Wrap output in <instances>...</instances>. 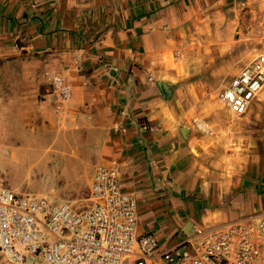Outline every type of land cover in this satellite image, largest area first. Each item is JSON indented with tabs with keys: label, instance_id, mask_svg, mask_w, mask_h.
Listing matches in <instances>:
<instances>
[{
	"label": "crops",
	"instance_id": "obj_1",
	"mask_svg": "<svg viewBox=\"0 0 264 264\" xmlns=\"http://www.w3.org/2000/svg\"><path fill=\"white\" fill-rule=\"evenodd\" d=\"M191 1L10 0L9 6L0 5L2 43H10V54L18 50L33 56L40 67L10 74L12 80L20 76L21 83L10 82L14 95L0 111L4 117L10 114V135H0V152L25 158L67 148L63 138L52 143L42 140L43 135L20 133L27 129L31 108L11 99L15 91L39 92L42 70L58 62L73 85L71 109L84 103L90 110V118L74 123L78 128L73 135L85 131L86 139L72 141V148L93 151V136H105L98 161L121 168L125 190L138 200L139 233L155 235L162 250L175 249L197 228L264 213V177L248 190L249 200L237 198L230 205L225 202L231 197L223 201L203 178L199 146L193 144L199 133L182 130L174 102L164 99L156 86L154 60L163 43L162 28L173 24L174 13ZM143 123L154 129L144 130Z\"/></svg>",
	"mask_w": 264,
	"mask_h": 264
},
{
	"label": "rangeland",
	"instance_id": "obj_2",
	"mask_svg": "<svg viewBox=\"0 0 264 264\" xmlns=\"http://www.w3.org/2000/svg\"><path fill=\"white\" fill-rule=\"evenodd\" d=\"M11 1L17 4L33 0ZM2 4L9 6L10 0H0ZM174 14L173 24L162 28L163 43L155 54L156 86L164 99L174 102L182 130L199 133L194 135L193 144L199 146L203 178L212 183L223 201L231 197L226 205L237 198L245 202L250 199L248 190L264 177V86L247 113L240 116L224 104L221 94L245 65L264 54V0H195ZM2 42L0 38V111L10 105V96L14 95L10 82L21 83L20 76L12 80L10 74L23 68H40L33 56L18 50L10 54V43ZM11 55L18 59L12 61ZM61 72L59 63L53 61L39 76V92L27 89L22 95L15 91L20 97L11 99L23 100L31 108L27 129L20 133L43 135L42 140L52 143L63 138L67 148L33 152L25 158L16 152H0V186L74 201L83 207L95 170L106 165L98 161L101 144L106 140L103 135H94L93 151L77 152L72 148V141L86 139L85 131L73 135L78 128L74 123L90 118V110L84 103L78 110L71 109L73 85ZM55 74L64 76L71 86L67 101L52 89ZM97 117L103 118L101 111ZM0 135H10V114H0ZM37 260L30 258L24 264H45ZM0 264L16 263L0 253Z\"/></svg>",
	"mask_w": 264,
	"mask_h": 264
},
{
	"label": "built area",
	"instance_id": "obj_3",
	"mask_svg": "<svg viewBox=\"0 0 264 264\" xmlns=\"http://www.w3.org/2000/svg\"><path fill=\"white\" fill-rule=\"evenodd\" d=\"M55 94L71 97L64 76L51 79ZM264 86V54L245 65L228 83L222 100L245 114ZM144 130L154 127L143 123ZM138 200L125 190L120 167L95 170L85 206L0 186V253L11 263L30 258L45 264H264V213L195 234L172 250L155 235L139 233Z\"/></svg>",
	"mask_w": 264,
	"mask_h": 264
},
{
	"label": "bare ground",
	"instance_id": "obj_4",
	"mask_svg": "<svg viewBox=\"0 0 264 264\" xmlns=\"http://www.w3.org/2000/svg\"><path fill=\"white\" fill-rule=\"evenodd\" d=\"M262 89V88H261ZM261 91V90H260ZM259 91V92H260ZM259 94V93H258ZM222 99V98H221ZM223 101V100H222ZM224 102V101H223ZM224 104L229 108V106L224 102ZM230 109V108H229ZM231 110V109H230ZM249 110V109H248ZM232 111V110H231ZM233 112V111H232ZM234 113V112H233ZM247 113V112H246ZM236 114V113H235ZM236 115H238V114H236Z\"/></svg>",
	"mask_w": 264,
	"mask_h": 264
},
{
	"label": "water",
	"instance_id": "obj_5",
	"mask_svg": "<svg viewBox=\"0 0 264 264\" xmlns=\"http://www.w3.org/2000/svg\"><path fill=\"white\" fill-rule=\"evenodd\" d=\"M159 85H161V83H159Z\"/></svg>",
	"mask_w": 264,
	"mask_h": 264
}]
</instances>
